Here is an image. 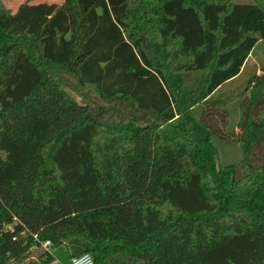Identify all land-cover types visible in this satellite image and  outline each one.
<instances>
[{
    "label": "trees",
    "instance_id": "obj_1",
    "mask_svg": "<svg viewBox=\"0 0 264 264\" xmlns=\"http://www.w3.org/2000/svg\"><path fill=\"white\" fill-rule=\"evenodd\" d=\"M262 38L255 2H0V264H264V55L224 84Z\"/></svg>",
    "mask_w": 264,
    "mask_h": 264
},
{
    "label": "rangeland",
    "instance_id": "obj_2",
    "mask_svg": "<svg viewBox=\"0 0 264 264\" xmlns=\"http://www.w3.org/2000/svg\"><path fill=\"white\" fill-rule=\"evenodd\" d=\"M24 1L27 0H0L2 5L7 8L10 12H13L16 10L19 4L23 3ZM62 0H28V3L30 4H35V3H40V2H47V3H60ZM233 2L236 3H244L249 0H232ZM258 1L263 7H264V0H255ZM259 4V5H260ZM260 5V6H261ZM264 55V38H262L257 45L254 47V56L255 57H260ZM247 74H243L240 78H246ZM238 82L240 83V79H238ZM88 100H90L89 94H87L86 97ZM238 99L229 101L225 105V110L227 111V124H226V130L228 131H237L236 124L239 119V108L237 104ZM202 108V103H198L193 106L192 112L195 118H198L201 112ZM213 145L217 149L218 153V162L222 165L225 164H238L241 157H242V152L241 148L239 146V143L236 142L235 140H231L229 142H223L217 139H212ZM50 253L53 254L54 259L50 261L49 263L46 264H70L69 261V254L67 251V248L64 244H59L56 246H51L47 248ZM44 250L43 248L37 249L36 252H33L31 255V260L33 261L31 264H43L41 260L37 257V253L42 252ZM24 259V261H26ZM10 264H22V262L18 263H13L11 262ZM27 264V263H26Z\"/></svg>",
    "mask_w": 264,
    "mask_h": 264
},
{
    "label": "crops",
    "instance_id": "obj_3",
    "mask_svg": "<svg viewBox=\"0 0 264 264\" xmlns=\"http://www.w3.org/2000/svg\"><path fill=\"white\" fill-rule=\"evenodd\" d=\"M250 2H255V3H257L258 5L260 4L258 1H255V0H249V1H247V2H244V3H250ZM261 5V4H260ZM261 8L263 9V11H264V7L261 5ZM261 40V39H260ZM260 40H258L254 45H253V47L251 48V50H250V52L248 53V55H247V57H246V59L244 60V62H243V65H242V67H241V71L238 73V75L236 76V77H234L232 80H230V81H227V82H225L224 84L226 85V84H229V83H232L233 82V85L231 84V88H236V87H239L241 84H242V82H243V79L244 78H240L243 74V70L245 69V73L247 74L248 72H249V68H251V65H255V72H256V74H258V73H260V71H259V69H258V66H257V64H256V60H255V56H254V47H255V45H257V43L260 41ZM238 79H240V83L238 82ZM224 84H222V85H224ZM237 104H238V101H237ZM237 129V128H236Z\"/></svg>",
    "mask_w": 264,
    "mask_h": 264
},
{
    "label": "built area",
    "instance_id": "obj_4",
    "mask_svg": "<svg viewBox=\"0 0 264 264\" xmlns=\"http://www.w3.org/2000/svg\"><path fill=\"white\" fill-rule=\"evenodd\" d=\"M13 223H17V220L15 217H13ZM4 230H11V224H6L3 226ZM32 238L34 240H37L36 235L32 234ZM12 239H14V237H12ZM50 246V243L48 240H44V241H40L38 243V247L43 248V249H47ZM70 264H91L92 263V259L89 253H80L78 255H73L69 258Z\"/></svg>",
    "mask_w": 264,
    "mask_h": 264
}]
</instances>
